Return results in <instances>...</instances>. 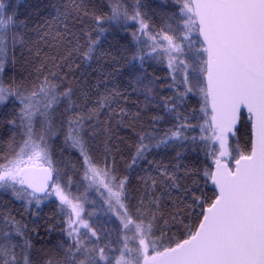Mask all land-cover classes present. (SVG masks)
Here are the masks:
<instances>
[{"label":"snow or ice","instance_id":"1","mask_svg":"<svg viewBox=\"0 0 264 264\" xmlns=\"http://www.w3.org/2000/svg\"><path fill=\"white\" fill-rule=\"evenodd\" d=\"M0 264H264V0H0Z\"/></svg>","mask_w":264,"mask_h":264},{"label":"trees","instance_id":"2","mask_svg":"<svg viewBox=\"0 0 264 264\" xmlns=\"http://www.w3.org/2000/svg\"><path fill=\"white\" fill-rule=\"evenodd\" d=\"M34 2H37V0H14V3H17V4L21 5V6L29 4V3H34ZM44 2H47V0H44ZM23 10H24L23 7H21V11H23ZM9 59H11V53H9ZM8 74L11 75V68H9ZM159 74L161 76H163L165 73H164V71H161ZM80 192H83L82 188L80 189ZM95 196H96V194L93 193L91 196H89V199H92ZM89 210H91V209H89ZM51 214H52V209L50 207H46V208L43 209L42 215L45 217V219H47V217L50 216ZM17 218L19 219V216ZM45 227H47V225H45ZM41 231H42V234H43V229Z\"/></svg>","mask_w":264,"mask_h":264}]
</instances>
